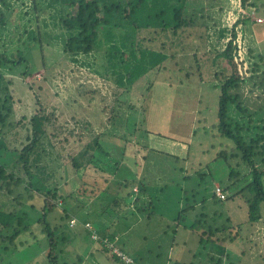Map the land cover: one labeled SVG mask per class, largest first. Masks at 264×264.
<instances>
[{
    "label": "rangeland",
    "instance_id": "obj_1",
    "mask_svg": "<svg viewBox=\"0 0 264 264\" xmlns=\"http://www.w3.org/2000/svg\"><path fill=\"white\" fill-rule=\"evenodd\" d=\"M48 2L35 0L34 8V1L13 0L12 7L4 9L0 55L8 59L22 56L24 61L17 67L0 64V86L6 83L10 90L8 119L14 124L12 127L0 125V136L4 135L10 148H19L34 128L31 117L36 112L41 108L48 113L62 109L65 125L71 133H64L65 137L53 140L52 145L43 139L40 160L55 175L53 183L59 192L65 195L66 191H71L72 195L67 196L66 210L60 199L53 200L52 203L56 204L51 212L42 208L37 198L32 201L34 208L26 200L23 208L33 222L28 230H22L13 240H9V235L14 231V220L1 231L0 244L4 246L0 248V264H124L103 250L99 241L91 238L82 223L84 218L99 221L105 231L118 234L122 248L134 260L128 264H215L225 245L231 264H264V236L259 230L263 223L259 220L246 222L249 200L253 195L244 189L234 198L211 203L214 185L226 187L228 196L248 181L249 175L246 174L240 181L230 184L227 165L220 160L212 161L222 148L219 142L227 143L228 148L232 143L225 139L216 140L202 128L192 133L195 126L202 127L196 110L201 91L210 95L203 98L209 113L217 110V92L215 95L207 85L203 87L198 75L203 73L205 81L214 82V70L220 60H211L227 39L220 40L218 34L223 30L227 32L226 37L229 36L238 14L237 0H187L186 16L192 24L181 30L178 37H173L169 31L157 34L142 30L138 44L143 48L163 50L173 58L165 61L167 69L138 72L125 86L116 82L117 75L109 63L110 51L78 56L88 65L79 64L62 52L63 28L58 23L61 2L51 1L53 6ZM259 4L256 10L253 7L249 10L254 16L263 18L264 3ZM244 23L241 41L253 49L254 55L263 56L262 59L251 57L258 65L243 93L244 104L255 110L264 104V86L257 88L263 84L260 81L264 78V20L258 23L250 16ZM194 52L198 69L194 67L197 71L191 75L192 81L175 77L178 74L173 71L178 66L176 61H182L183 73L192 64V58L188 60V56ZM222 62H226L224 58ZM236 63L241 73L250 65L247 60L246 66L241 65L239 69L241 63ZM30 68L31 73L26 75ZM119 93L122 100L119 98L121 101L117 103L115 99ZM112 119L124 129L112 126ZM146 130L152 133L148 134ZM96 135L110 152L106 158L98 153L96 157L102 162L99 167L112 174L111 191H105V181L97 169L84 173V166L75 170L69 161L73 153L82 151L85 143ZM115 161L117 166L113 164ZM198 173L205 174L200 178ZM185 175L191 176L184 179ZM121 177L128 178L127 186L123 185ZM262 183L264 186V177ZM22 189L21 186L16 188L12 195L0 193V205L4 210L18 206L15 197ZM103 191L108 196H99ZM113 195L119 201L104 210L103 204L111 201ZM204 196L209 201L208 223L226 226L224 232L215 233L219 238L225 237L226 242L214 241V245L205 240L199 242L198 234L189 228L200 211ZM187 202H192L196 208L184 211L182 218L178 219L179 211ZM149 211L152 212L148 217ZM259 211L264 218V202L259 204ZM43 213L47 214L51 226L59 225L71 239L59 243L54 254L47 253L48 239L42 236V225L36 221ZM66 215L70 216L69 219ZM71 220L75 221L74 224ZM235 228H239L240 235L229 240ZM255 242L260 243L259 248ZM223 263L228 264L226 260Z\"/></svg>",
    "mask_w": 264,
    "mask_h": 264
},
{
    "label": "trees",
    "instance_id": "obj_2",
    "mask_svg": "<svg viewBox=\"0 0 264 264\" xmlns=\"http://www.w3.org/2000/svg\"><path fill=\"white\" fill-rule=\"evenodd\" d=\"M32 1H34L33 7L36 8L35 0ZM51 1L61 2L62 6L58 14V23L63 28L62 52L66 56H70L77 63L88 65L86 61L79 58L81 55L91 56L92 53L98 54L102 50L110 51L111 59L109 63L117 75L116 82L119 86H125L133 77H136L138 72L148 70L157 72L167 69L168 67L165 61L173 58L172 54L168 55L163 50L143 48L140 43L138 44L140 40L138 35L142 30L145 29L157 34H167L169 31L173 37H178L181 30L192 24L191 19L186 16L187 0H49V5L51 4L53 6ZM12 2L13 0H0V28L5 25L4 9H10ZM239 2L242 8L246 7L248 10L251 7L254 10L257 8V5L253 1L239 0ZM248 10L247 12L250 13L251 11ZM24 12L26 13L28 11ZM249 17L238 16L236 18L231 25L229 39L224 42L222 49L211 60V62H217L216 58L220 60L219 65L217 64L218 68L214 70V82L205 81L203 79V73L198 75L201 83L204 84H202L203 87L207 85L215 95L217 92L218 102L216 112L214 110L210 114L208 109L204 107L205 102L203 99L205 96L209 97L210 95L204 94L201 91L197 99L198 106L196 110L202 127L195 126L192 133L195 134L202 128L203 132L210 133L214 139L219 141L225 139L232 143V146L228 148L227 143L221 144L219 142L222 148L219 149L212 161L220 160L227 165L230 184L240 181L246 174L249 177L247 176L248 181L238 191L236 190V192L228 196L226 195L225 199L234 198L238 193L247 189L253 196L249 200L246 222L253 223L259 220L261 223H264V218L261 217L259 211V204L264 202V186L262 183L264 177V104H261L253 110L243 102L244 87L246 84H249V78L256 71L255 68L258 65L251 57L255 56L262 59L263 56L260 54L254 55L253 49L244 43L246 48L244 60L246 62L249 60L250 65L247 66L244 73H241L236 63L238 49L237 43L235 42L237 37L236 26L245 25L244 21L249 20ZM226 35L227 32H223L222 30L219 32L218 38L221 40L226 38ZM39 51L43 59L41 46ZM126 51L128 53H125ZM188 57V60L192 58V64L189 65L188 69H185V72L182 73V69L184 68L180 66L183 65L182 61H176L178 66L173 71H177L178 73L175 74V77H185L187 81H192L191 75L196 73V69H198V65L195 63L197 55L194 52ZM223 58L226 61L224 64L222 62ZM23 59L22 56H19L17 59H8L5 55L1 54L0 64L7 63L8 65L17 67L24 61ZM31 70L32 68H30V71L26 75L31 73ZM1 79L0 77V83ZM182 80L185 81V79ZM260 82L263 84L257 86L258 89L264 86V78ZM11 98L7 84L5 83L3 86H0V125L4 127L14 126L8 119L11 112ZM117 98L115 102L119 103L122 100V94H117ZM212 102H216V100ZM203 113H209L210 115H201ZM63 116L62 109L57 110L56 113L52 111L48 113L41 108L31 117V123L34 128L31 130V134L25 137L26 142L21 143L19 148H10L4 139V135L0 136V193L4 192L12 195L16 188L20 186L23 188V191L17 193L15 197V202L18 204L16 208L7 211L0 205V233L3 229L9 227L13 220L15 221L14 231L9 235V240H13L22 230H28L30 224L33 222L29 213L23 208L26 200L33 207L32 201L37 198L42 208H45L47 212H51L56 204L52 203L53 200L60 199L62 201H60V204L64 205L68 197L72 195L71 191H66L65 195L59 192L57 186L53 183L55 175L40 160V149L44 146L43 139L46 140L47 144L52 145L53 140L60 139L61 136L64 138V133H71V129L65 125L64 120L66 121V119ZM211 117L212 120L210 119ZM114 118L116 119L117 116L115 115ZM114 120L112 119V121ZM112 124L116 129H124L123 127H118L120 124H117L115 121ZM132 131L135 132L136 129H132ZM146 133L149 134L152 132L146 130ZM98 137L99 135L90 138L85 143L84 149L79 151L78 154L73 153L69 157V161L72 169L77 170L84 166V173H86V170L89 173L97 169L100 177H103L105 181V191H111L112 187L110 183L112 174L110 172L108 174L105 173L99 167L102 162L100 158L96 157L98 153L106 158L107 155H110V152L103 147ZM136 137L137 143H139V135ZM127 141L128 139L126 140V144ZM143 147L146 148L145 145ZM144 157L146 158L147 156L144 155ZM113 164L117 166L116 161ZM118 172L121 174V170ZM203 174L205 173H198L200 178H202ZM190 176L185 175L184 179H189ZM121 178L123 185L127 186L128 178ZM222 189L226 193V187ZM105 191L99 196H108L104 193ZM132 191L136 192L133 190V187ZM75 193L78 194L77 191ZM222 200L215 195L213 188L211 203H220ZM118 201V197L113 195L111 201L103 204L104 210L109 209L110 206L115 205ZM200 204V211L195 214L192 223L189 225L192 233L198 234L199 242L205 240L211 245H214V241L226 242L225 237L219 238L215 236L216 232H224L226 226L224 224L221 226H212L208 223L210 219L207 214V205H209L208 197L204 196ZM195 208V204L187 202L184 208L179 211L177 218L181 219L184 211ZM64 210H66L65 205ZM217 211L216 209L215 213ZM151 212H148V217L151 215ZM66 216L69 219L70 216ZM211 219L214 220V217ZM227 220L230 221L229 218ZM36 221L42 225V236L48 239L47 253L54 254L59 243L64 244L67 241H71L68 234L59 225H50L46 213L41 214ZM86 221L90 222L101 236H109L112 238L116 235L115 233L105 231V226L100 224L99 221H91L89 218H84L82 223ZM236 228L232 236L229 237V240H233L240 235L239 228ZM119 241L120 238H118L117 244L126 252ZM259 244L258 242L254 243L257 248H259ZM0 245V248L4 246L2 244ZM225 248H227V245L223 246L220 255L216 257L215 264H224L223 260H226L228 264L232 263L228 255L229 251ZM102 249L107 251L104 247ZM61 251L62 249L59 248V252ZM241 252L244 251L242 250ZM113 256L119 262L126 264L115 254ZM189 264H194V262H190Z\"/></svg>",
    "mask_w": 264,
    "mask_h": 264
},
{
    "label": "built area",
    "instance_id": "obj_3",
    "mask_svg": "<svg viewBox=\"0 0 264 264\" xmlns=\"http://www.w3.org/2000/svg\"><path fill=\"white\" fill-rule=\"evenodd\" d=\"M238 14L236 15V18L238 16H244V17H248V16H252L253 19H255L257 22H261L264 20V17L261 18L260 16H254L253 14H249L247 11H245L240 5L237 7V11H236ZM235 18V20H236ZM236 29H237V37L235 39V42L237 43V56H236V61L237 62H240L241 64L239 69H241V65L242 66H246V61L244 60L245 58V53H246V48H245V45L244 43L241 41L242 38H241V26L238 25L236 26ZM228 40L229 39V36L226 37ZM225 40V41H226ZM245 63V64H244ZM246 68L244 67V70ZM214 193L215 195L220 198V199H225L226 198V193L223 191L222 187L218 184V185H214ZM74 220H71V224H74L72 223ZM75 222V221H74ZM84 225V228L89 232V235L91 236V238L99 241L104 247L105 249L110 252L111 254H115L117 257H119L123 262L125 263H133L134 260L133 258L127 254L126 252H124L120 247L119 245L117 244V240H118V236L115 235L113 236L112 238L109 237V236H101L97 233V231L93 228L92 224L88 221L84 222L83 223Z\"/></svg>",
    "mask_w": 264,
    "mask_h": 264
},
{
    "label": "crops",
    "instance_id": "obj_4",
    "mask_svg": "<svg viewBox=\"0 0 264 264\" xmlns=\"http://www.w3.org/2000/svg\"><path fill=\"white\" fill-rule=\"evenodd\" d=\"M249 2H251V1H253L256 5L260 2V4L262 3H264V0H248ZM259 4V5H260ZM236 5H240V2H239V0H237V3H236ZM261 16V15H260ZM263 17V16H262ZM259 23V22H258ZM83 222V221H82ZM264 224V223H263ZM263 224H261V226H260V228H259V230L261 231H263L261 234L264 236V225ZM108 232H110V233H115L117 236H118V234L116 233V232H112V231H108ZM259 233V232H258ZM100 246H101V248H103L104 246L100 243ZM105 248V247H104ZM92 252V251H91Z\"/></svg>",
    "mask_w": 264,
    "mask_h": 264
},
{
    "label": "clouds",
    "instance_id": "obj_5",
    "mask_svg": "<svg viewBox=\"0 0 264 264\" xmlns=\"http://www.w3.org/2000/svg\"><path fill=\"white\" fill-rule=\"evenodd\" d=\"M86 230V229H85Z\"/></svg>",
    "mask_w": 264,
    "mask_h": 264
}]
</instances>
